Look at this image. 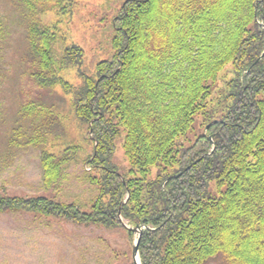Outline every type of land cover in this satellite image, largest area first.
<instances>
[{
    "label": "trees",
    "instance_id": "1",
    "mask_svg": "<svg viewBox=\"0 0 264 264\" xmlns=\"http://www.w3.org/2000/svg\"><path fill=\"white\" fill-rule=\"evenodd\" d=\"M46 1L13 0L26 13L31 78L72 97L93 143L83 163L99 194L91 213L44 196L6 195L0 212L83 226L127 222L143 230L142 264H207L218 256L264 264V0H124L113 21L114 55L92 74L82 70L83 48L59 52L58 34L35 22ZM9 28L0 16V72ZM71 68L77 86L59 76ZM43 107L21 109L33 134L20 126L11 146L24 138L41 150L43 187L52 190L77 153L46 149L58 118ZM118 142L123 173L113 162ZM129 238L134 247L135 232Z\"/></svg>",
    "mask_w": 264,
    "mask_h": 264
},
{
    "label": "rangeland",
    "instance_id": "2",
    "mask_svg": "<svg viewBox=\"0 0 264 264\" xmlns=\"http://www.w3.org/2000/svg\"><path fill=\"white\" fill-rule=\"evenodd\" d=\"M66 1L63 5H57L58 0L46 1L43 11L39 8L41 12L35 15V22L58 34L60 41L55 45L59 52L65 46L83 48L82 70L92 74L99 62L114 55L113 21L124 0H73V5ZM25 15L24 9L13 0H0V16L8 19L11 28L7 57L1 60L5 65L0 72V195L44 196L80 205L82 211L91 213L99 190L90 184L87 176L91 168L83 162L91 156L93 143L86 128L75 118L72 97L61 87L38 88L31 78L34 65ZM59 76L74 86L80 83L78 69H65ZM36 102L58 118L49 132L46 149L61 154L73 147L77 153L75 163L66 168L64 178L52 190L43 187L41 150L25 144L24 138L17 140V147L11 146L13 132L20 126L27 134H33L32 121L23 119L21 109ZM113 162L122 173L128 168L121 142L117 143ZM132 261L133 247L124 225L83 226L24 211L0 212V264H131ZM207 264L230 263L224 256H218Z\"/></svg>",
    "mask_w": 264,
    "mask_h": 264
},
{
    "label": "water",
    "instance_id": "3",
    "mask_svg": "<svg viewBox=\"0 0 264 264\" xmlns=\"http://www.w3.org/2000/svg\"><path fill=\"white\" fill-rule=\"evenodd\" d=\"M263 56H264V55H263ZM263 56H262V57H263ZM124 226H125V228H127L128 230L133 231V232L139 234V235H138V238H137V240H136V242H135V244H134V247H133V260H134V263H135V264H142V263H141V258H140V253H139V249H140V248H139V245H140V242H141V237H142V232H143V230H142V228H132V227L126 225L125 223H124Z\"/></svg>",
    "mask_w": 264,
    "mask_h": 264
}]
</instances>
